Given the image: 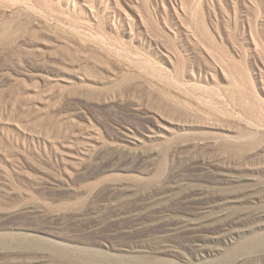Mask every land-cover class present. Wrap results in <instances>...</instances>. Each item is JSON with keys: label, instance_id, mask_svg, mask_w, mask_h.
<instances>
[{"label": "rangeland", "instance_id": "374dc122", "mask_svg": "<svg viewBox=\"0 0 264 264\" xmlns=\"http://www.w3.org/2000/svg\"><path fill=\"white\" fill-rule=\"evenodd\" d=\"M0 264H264V0H0Z\"/></svg>", "mask_w": 264, "mask_h": 264}]
</instances>
